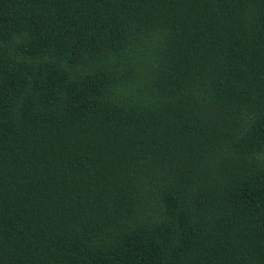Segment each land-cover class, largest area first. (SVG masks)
Returning <instances> with one entry per match:
<instances>
[{"label": "trees", "instance_id": "16d2710c", "mask_svg": "<svg viewBox=\"0 0 264 264\" xmlns=\"http://www.w3.org/2000/svg\"><path fill=\"white\" fill-rule=\"evenodd\" d=\"M0 264H264V0H0Z\"/></svg>", "mask_w": 264, "mask_h": 264}]
</instances>
